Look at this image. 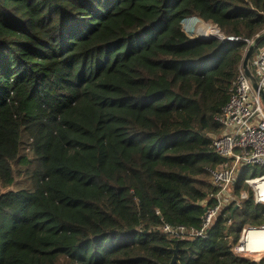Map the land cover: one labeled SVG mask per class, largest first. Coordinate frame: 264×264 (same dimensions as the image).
Here are the masks:
<instances>
[{
	"label": "trees",
	"instance_id": "obj_1",
	"mask_svg": "<svg viewBox=\"0 0 264 264\" xmlns=\"http://www.w3.org/2000/svg\"><path fill=\"white\" fill-rule=\"evenodd\" d=\"M192 17L252 40L264 0H0V264H254L231 251L264 225L246 185L206 238L162 231L213 205L246 47L190 38Z\"/></svg>",
	"mask_w": 264,
	"mask_h": 264
},
{
	"label": "built area",
	"instance_id": "obj_2",
	"mask_svg": "<svg viewBox=\"0 0 264 264\" xmlns=\"http://www.w3.org/2000/svg\"><path fill=\"white\" fill-rule=\"evenodd\" d=\"M216 30L217 34L219 29ZM216 34L209 36H214L218 40L224 37ZM242 42L246 44L244 50L246 52L251 40ZM247 66L257 90L253 88L241 64L227 103L213 119L220 131L212 140V148L225 162L223 168L210 172L212 185L216 189L209 197L213 205L205 207L199 229H189L182 225L173 228L165 224L162 231L175 238H206L208 230L223 211L240 208L247 199L245 191L240 189L239 192H235L237 186H248L252 191L253 201L264 206V199H261V193L264 192V105L259 94V92L264 94V43L253 52ZM227 224H231V218L227 220ZM247 229L251 228H245L242 232ZM237 247H243L245 251L235 252L234 249ZM231 251L234 256L254 264H260L264 260V253L247 250L246 237L242 235L237 244L232 246ZM255 255H260L258 261L251 259Z\"/></svg>",
	"mask_w": 264,
	"mask_h": 264
},
{
	"label": "water",
	"instance_id": "obj_3",
	"mask_svg": "<svg viewBox=\"0 0 264 264\" xmlns=\"http://www.w3.org/2000/svg\"><path fill=\"white\" fill-rule=\"evenodd\" d=\"M201 39L203 40H207V39H217L216 37L214 36H202ZM219 40H221L222 44H227V43H233V42H242V40H235V39H232V38H229V37H221L219 38ZM264 42V31L259 33L257 36H255L251 42L249 43L248 45V48H247V51L245 52L244 54V57H243V61H242V67L244 69V72L245 74L248 76V78L251 80L252 82V86L255 90H257V86H256V83L254 82V79L253 77L251 76V73L249 72L248 70V62L253 54V52L256 50V48ZM260 94V97H261V100H262V103L264 105V94L262 92H259ZM215 138L214 135L211 136V139L213 140ZM174 255H173V258L170 262V264H174L176 262V253H177V248L173 251Z\"/></svg>",
	"mask_w": 264,
	"mask_h": 264
},
{
	"label": "clouds",
	"instance_id": "obj_4",
	"mask_svg": "<svg viewBox=\"0 0 264 264\" xmlns=\"http://www.w3.org/2000/svg\"><path fill=\"white\" fill-rule=\"evenodd\" d=\"M261 199H264V192L261 193ZM242 236L246 237L247 250L253 253H264V225L258 226L257 230L247 229L242 232ZM235 252H243V247H237ZM251 259L259 260L260 255H255Z\"/></svg>",
	"mask_w": 264,
	"mask_h": 264
},
{
	"label": "rangeland",
	"instance_id": "obj_5",
	"mask_svg": "<svg viewBox=\"0 0 264 264\" xmlns=\"http://www.w3.org/2000/svg\"><path fill=\"white\" fill-rule=\"evenodd\" d=\"M183 27H184V30H185L186 34L190 38H201L202 36H205V33H206V31H208L209 28L217 29V27L214 24L204 23V22H202V21H200L198 19H195L193 17L186 19L184 21V23H183ZM206 35H210V33H208ZM216 35H222V34H220L219 31H218ZM244 50H245V48H244ZM244 50H243V56L245 54Z\"/></svg>",
	"mask_w": 264,
	"mask_h": 264
},
{
	"label": "crops",
	"instance_id": "obj_6",
	"mask_svg": "<svg viewBox=\"0 0 264 264\" xmlns=\"http://www.w3.org/2000/svg\"><path fill=\"white\" fill-rule=\"evenodd\" d=\"M214 136H216V135H214ZM243 186H245V185H243ZM247 187H248V186H247ZM248 188H249V187H248ZM249 189H250V188H249ZM241 190L245 191L242 187H241ZM250 190H251V189H250ZM245 192H246V191H245ZM251 192H252V191H251ZM242 206H243V205H242ZM242 206H241V207H242ZM241 207H240V208H241ZM237 209H238V208H237ZM237 209L234 208V209H232V211H236ZM231 215H232V213H231ZM245 228H251V229H252L253 227H246V226H243L242 229H241L240 232H239L238 240H239V238H240V235H241L242 230L245 229ZM255 229L257 230L258 228H255ZM238 240H237V242H238ZM237 242H236L235 244H237ZM235 244H234V245H235ZM231 248H232V247H231Z\"/></svg>",
	"mask_w": 264,
	"mask_h": 264
},
{
	"label": "bare ground",
	"instance_id": "obj_7",
	"mask_svg": "<svg viewBox=\"0 0 264 264\" xmlns=\"http://www.w3.org/2000/svg\"><path fill=\"white\" fill-rule=\"evenodd\" d=\"M199 26V25H198ZM194 28V27H193ZM192 28V29H193ZM199 31V30H198ZM205 32V31H204ZM208 33H210V34H216V29H214V28H209L208 29V31H206V33H205V36H209V35H206V34H208ZM202 34V33H201Z\"/></svg>",
	"mask_w": 264,
	"mask_h": 264
}]
</instances>
